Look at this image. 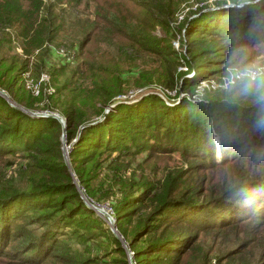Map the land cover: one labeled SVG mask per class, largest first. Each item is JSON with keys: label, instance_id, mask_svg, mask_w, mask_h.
Returning <instances> with one entry per match:
<instances>
[{"label": "trees", "instance_id": "obj_1", "mask_svg": "<svg viewBox=\"0 0 264 264\" xmlns=\"http://www.w3.org/2000/svg\"><path fill=\"white\" fill-rule=\"evenodd\" d=\"M185 1L0 0V88L30 113L42 102L57 108L65 123L63 132L0 96V264H129L126 249L133 264H264V87L191 97L228 67L259 65L264 0H232L243 5L173 27ZM182 26L186 56L171 43ZM50 47L75 66L65 80L67 66L51 69L55 93L33 97L20 77L33 59L37 79ZM183 65L193 77L177 71ZM132 73L135 87L175 91L180 82L188 96L120 102ZM18 157L26 167L4 179ZM78 189L113 201L120 239ZM205 236L215 243L204 246Z\"/></svg>", "mask_w": 264, "mask_h": 264}, {"label": "rangeland", "instance_id": "obj_2", "mask_svg": "<svg viewBox=\"0 0 264 264\" xmlns=\"http://www.w3.org/2000/svg\"><path fill=\"white\" fill-rule=\"evenodd\" d=\"M194 1L197 2V3H195ZM242 5H243V2H240V3L239 2H233L232 0H186L185 2H183L181 4V7L178 9V13L175 15L177 21L174 22V23H171V24H172L173 27H178V26L181 25V23L183 21H180L178 16L180 15V13L182 11H183V13H186V15H189L190 13H193L189 17L190 20H192L193 18H196V17H198L199 15H201V14H203L205 12L219 11V9H221V8H227V7H233V6L241 7ZM186 15H185V17H186ZM178 21H180V22H178ZM180 28H181L180 34L176 37V39H172L171 43H172V46H173L175 51H178L180 54H183V55L186 56L185 49L181 50V45H182V41L181 40H182V37H183L182 36V31L183 30L185 31V28L183 26L180 27ZM154 35H156L157 37H164L165 34L162 32V30L157 28L155 30V32H154ZM184 35H185V32H184ZM178 37L180 39H178ZM51 47H53V46H51ZM51 47L48 48L49 49L48 50V54H47L46 59H45V64H46L47 68L45 67L44 70L41 71V73H40V75L38 76L37 79L32 76L33 75L32 74V72H33V66H32L33 59H30V65H29L28 71L24 72L21 75V77H20L21 81H19L18 85H22L23 89L26 92L27 91L30 92L31 96H33V97L40 96L39 94H40V91H41L42 88H44V91L46 92L47 95L55 93V86L53 85V83L51 81V76H50L51 69L60 67L61 65L67 66L68 69L66 70L65 75L60 77V78H64V80H65L69 76L71 69H73V67L75 66L76 62L72 61V59L68 55V52L67 53L66 52L63 53V51H60V52L58 51L61 54H59V53L57 54V50H56V53H54V55H52L51 53H53V48H51ZM57 48L60 49L61 46L60 47L59 46L55 47L54 49H57ZM2 49H3V47H2ZM6 49H7V47H6ZM9 51H10V53H12V54L14 53L15 55H17L18 58H20V61H22L24 59V56L22 55V50L20 49L18 42H14L12 44V47H11V49ZM0 53H4V49ZM64 54H66V56H63ZM70 55H72V52L70 53ZM257 67L264 68V55L260 58V63H259V65ZM182 68L186 69L185 71H187V72H185V73H189L190 75L192 74V71H188L186 66H179L177 71L178 72H183V70H180ZM228 68H232V67H228ZM42 74H46L48 76V81H46V82H42L41 81ZM134 75L135 74H133V73L132 74H123L122 77L124 79H126V82L128 83L127 86H126L127 94L125 96H120L116 100H118L120 102L133 103V102H135L136 100H138L140 97H142L144 95L153 94V93L159 91V88L156 85H153V86H150V87H146V88H143V89L140 88V87L133 86V76ZM179 83H178L177 87L175 88V91H177L176 93L173 90H166L165 91L164 89H163V91H159V93L158 92L157 93L162 97V100L166 99L164 93L165 94L169 93V95L175 94L173 96V100L172 99H167V102H166L168 104L170 103V105H174V104H176L178 102L179 98L187 95L186 92H183V91L179 90V86H180ZM196 90L200 91L196 87L195 91L193 92V96L196 95V93H197ZM0 92H3L7 96L6 98H8L9 102H11L12 104H15L12 101V99L8 96V94H7V92L5 90L0 88ZM193 96H191V97H193ZM171 97H172V95H171ZM44 104H45V102H42L39 105H37V108H34L35 110H34L33 114H42V113L46 114L47 113L48 114L47 116L51 115V117H53V115L54 116H56V115L60 116L59 115V110L57 108H52V106H51L50 110H43L42 106H44ZM44 114L42 116L46 117V115H44ZM64 148L69 150L68 146L64 145ZM7 159H10V158L8 157ZM175 159L177 160V156H175ZM27 162L28 161L26 159L22 158V157H18L16 159H14L13 163H10L9 166L3 168L2 173L5 174L4 179L7 178V179H14L15 180L17 178L16 172L20 168H25L26 165H27ZM173 162L174 161H168L167 162L169 168H171L174 165ZM158 175L161 176L162 175V171H160ZM14 184L16 186H20L21 185L18 182V180H16ZM107 185H108V181H105L102 184L101 190L103 191L107 187ZM78 191L80 192L81 197L83 196V198H85V200H87V202L89 204H91L94 208L100 209L101 211H103L105 213V215H103V213L100 214L101 219L105 222L106 226L109 229H111V225L109 224L110 223L109 219H108V217L106 215V207L108 206V204L111 206V203H113V201L112 200H101L100 201L99 199H97L95 197L93 199H88V198H86V196L84 194V191L82 189H78ZM118 237H119V235H118ZM213 239H215V238L212 237V236L211 237L210 236H205L204 241H203L204 246H207V245L211 246V244L213 242L215 243V241ZM74 246H76V245L74 244ZM89 247L91 248V250L93 248H95L94 245H89ZM93 252L98 253L96 249H94ZM258 255H260L258 253V251H253L252 258L258 257Z\"/></svg>", "mask_w": 264, "mask_h": 264}, {"label": "built area", "instance_id": "obj_3", "mask_svg": "<svg viewBox=\"0 0 264 264\" xmlns=\"http://www.w3.org/2000/svg\"><path fill=\"white\" fill-rule=\"evenodd\" d=\"M185 15H186V13H183V11L180 13V15L178 16V18H179V20L180 21H183L184 20V18H185ZM177 21V20H176ZM180 21H178V22H180ZM184 30L182 31V36L184 37ZM182 37V38H183ZM178 39H180L179 37H178ZM59 53V52H58ZM63 53H64V51H63ZM62 53V54H63ZM59 54H61V53H59ZM63 56H66V54H64ZM71 58V57H70ZM72 59V58H71ZM184 66V65H183ZM229 69H231V68H227L226 69V74L225 75H223V76H221L219 79H209V80H204V81H201L200 83H199V85L197 86V89H199L200 91H197L196 90V95H194L192 98L193 99H201L204 95H205V92H215V91H218V90H227L229 87H231L232 85H230L229 84V82H228V75H229ZM180 70H183V72H187V71H185L186 69H180ZM189 74V73H188ZM190 77H193V74H191L190 75ZM41 81L42 82H46V81H48V76L46 75V74H42V76H41ZM159 91H163V89H160L159 88ZM159 91H157L158 93H159ZM166 91V90H165ZM157 92H155V93H153L154 95H157V96H159L161 99H162V97L157 93ZM175 92V91H174ZM164 95H165V97H166V99H164V101H166L167 102V99H172L173 100V96L175 95V94H171L172 95V97H171V95H169V93H167V94H165L164 93ZM171 97V98H170ZM44 113H42L41 115H43ZM44 115H48L47 113L46 114H44ZM63 120V119H62ZM64 121V120H63ZM106 214H107V217H109L110 219H111V221L114 223V226H115V223H116V221H115V217H114V211L112 210V207L108 204V206L106 207ZM101 217V216H100ZM109 219V220H110ZM128 255L129 256H132V252H128Z\"/></svg>", "mask_w": 264, "mask_h": 264}, {"label": "clouds", "instance_id": "obj_4", "mask_svg": "<svg viewBox=\"0 0 264 264\" xmlns=\"http://www.w3.org/2000/svg\"><path fill=\"white\" fill-rule=\"evenodd\" d=\"M228 82L232 86L241 87L243 91L250 90L254 84L264 87V68L241 62L229 69ZM261 99L264 100V96Z\"/></svg>", "mask_w": 264, "mask_h": 264}, {"label": "water", "instance_id": "obj_5", "mask_svg": "<svg viewBox=\"0 0 264 264\" xmlns=\"http://www.w3.org/2000/svg\"><path fill=\"white\" fill-rule=\"evenodd\" d=\"M0 96L3 97L4 99H6L7 102H8L12 107H14V108H16V109H19V110L23 111L24 113H26V114H28V115H31L32 117H33V116H35V117L42 116L41 114H33V113H30L29 111L24 110L22 107H19V106L15 105V104H12L11 102H9L8 98H6L7 96H6L3 92H0ZM109 110H110V109H107V112H108ZM107 112H106V113H107ZM50 116H51V115H50ZM53 117L56 118L57 121L61 124V126H62V128H63V132H64V125H65V124H64V121L62 120V118H61L60 116H58V115H56V116L53 115ZM63 140H64V136H63ZM63 140H62V145H63V147H62L63 159H64V163H65V165L70 169V164H69V161H68V151H67L66 148H64V145H65V144H64V141H63ZM218 156H220V155H218ZM82 199H83L84 203L86 204V206H87L88 208L92 209L93 211H95L99 216H100L101 213H103V215H105V213H104L103 211H101L100 209H96V208H94L91 204H89V203L87 202V200H85V198H83V196H82ZM106 215H107V214H106ZM108 219H110V218L108 217ZM109 222H110L109 224L111 225V229H110V231L112 232V234H114V236H115L116 238L120 239V238L118 237V233H117V231H116V228L114 227V223L111 221V219L109 220ZM126 251L129 252L128 249H126ZM129 264H133L132 258H131L130 256H129Z\"/></svg>", "mask_w": 264, "mask_h": 264}, {"label": "bare ground", "instance_id": "obj_6", "mask_svg": "<svg viewBox=\"0 0 264 264\" xmlns=\"http://www.w3.org/2000/svg\"><path fill=\"white\" fill-rule=\"evenodd\" d=\"M68 150V149H67Z\"/></svg>", "mask_w": 264, "mask_h": 264}]
</instances>
